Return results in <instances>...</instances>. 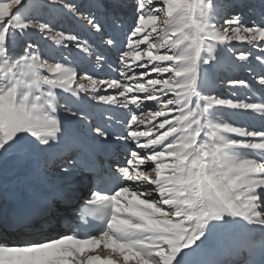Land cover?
<instances>
[{
  "label": "snow or ice",
  "instance_id": "snow-or-ice-1",
  "mask_svg": "<svg viewBox=\"0 0 264 264\" xmlns=\"http://www.w3.org/2000/svg\"><path fill=\"white\" fill-rule=\"evenodd\" d=\"M237 7L0 0V174L27 148L45 192L24 225L83 201L73 214L87 233L0 242V264H264V0L244 6L248 21ZM45 9L86 34L41 19ZM235 71L252 76L260 100L216 93L218 83L252 87ZM114 142L122 161L98 163ZM82 165L87 197L77 196Z\"/></svg>",
  "mask_w": 264,
  "mask_h": 264
},
{
  "label": "bare ground",
  "instance_id": "bare-ground-1",
  "mask_svg": "<svg viewBox=\"0 0 264 264\" xmlns=\"http://www.w3.org/2000/svg\"><path fill=\"white\" fill-rule=\"evenodd\" d=\"M91 0H81V3L84 5H88ZM125 4H130L131 0H124ZM160 0H154V3H159ZM226 3L238 5L239 7L235 8V11L241 12L246 21H248L249 17H252L254 14L251 9L244 7L246 4H257L258 0H226ZM128 9V8H127ZM131 15H128L125 19V24L131 23ZM52 23L56 24L58 28H62L68 31H74L80 33L82 36L86 33L77 25L75 22H70L67 18L63 17L58 11L54 14ZM111 21H108L110 23ZM70 25V26H69ZM19 46V45H18ZM232 78L245 79L252 85V87L248 90L242 88H230L226 83H218L216 85V93L218 95H222L224 97L232 98L234 100H244V101H258L261 97V90L258 89L255 85V82L251 75L247 72L235 71L231 73ZM233 93H239V95H233ZM99 113L93 112L92 121L94 124H97L100 121ZM61 120L65 124L67 130L74 132L79 129V124L73 118H63L61 115ZM225 115L223 119L232 121L234 123H244L243 121L236 120L234 117ZM28 149L24 148L19 152H14L8 155V172H7V180L4 179L3 174H0V186H5L11 189H17L22 192H31V191H40L42 192V184L39 176L34 171L33 163L30 158L27 156ZM21 157H23L21 159ZM102 257L104 253H98Z\"/></svg>",
  "mask_w": 264,
  "mask_h": 264
},
{
  "label": "rangeland",
  "instance_id": "rangeland-1",
  "mask_svg": "<svg viewBox=\"0 0 264 264\" xmlns=\"http://www.w3.org/2000/svg\"><path fill=\"white\" fill-rule=\"evenodd\" d=\"M77 2L81 3V0H77ZM55 13H56V10L54 9H45L40 13V18L51 21L53 20Z\"/></svg>",
  "mask_w": 264,
  "mask_h": 264
}]
</instances>
